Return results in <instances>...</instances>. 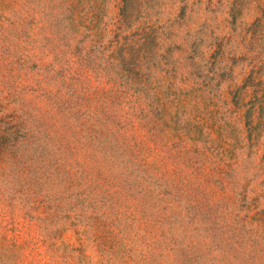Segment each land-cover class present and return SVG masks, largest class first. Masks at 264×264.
I'll return each instance as SVG.
<instances>
[{"label": "rangeland", "instance_id": "rangeland-1", "mask_svg": "<svg viewBox=\"0 0 264 264\" xmlns=\"http://www.w3.org/2000/svg\"><path fill=\"white\" fill-rule=\"evenodd\" d=\"M0 264H264V0H0Z\"/></svg>", "mask_w": 264, "mask_h": 264}]
</instances>
